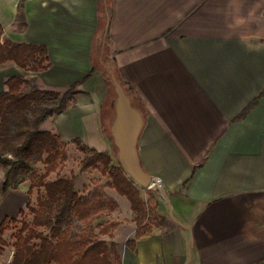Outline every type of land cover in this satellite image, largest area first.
Masks as SVG:
<instances>
[{"label": "crops", "instance_id": "crops-1", "mask_svg": "<svg viewBox=\"0 0 264 264\" xmlns=\"http://www.w3.org/2000/svg\"><path fill=\"white\" fill-rule=\"evenodd\" d=\"M0 26L50 63L0 67V92L14 76L61 91L94 70L41 129L129 175L122 91L135 162L163 188L157 225L121 264H264V0H0ZM3 181L0 167V231L29 203L26 182L3 193Z\"/></svg>", "mask_w": 264, "mask_h": 264}, {"label": "trees", "instance_id": "trees-1", "mask_svg": "<svg viewBox=\"0 0 264 264\" xmlns=\"http://www.w3.org/2000/svg\"><path fill=\"white\" fill-rule=\"evenodd\" d=\"M22 2L17 11V21L24 26ZM2 28L0 26V39ZM13 63L33 73L46 70L50 63L44 45L0 41V67ZM94 70L80 82L61 91L40 90L37 78L10 77L6 89L0 92V167L4 172L2 192L29 181L28 194L37 189L31 224H24L17 234L12 260L9 264H121L114 243L95 239L90 235L94 219L99 220L103 209L112 210L111 202L101 195L81 197L75 190L76 178L47 180L57 172L66 159V144L52 132L43 131L41 123L47 117L61 114L73 107L79 86L89 79ZM113 80V78H112ZM84 155L81 170L95 169L109 178L107 186L124 196L135 214L136 229L126 246L133 250L136 243L158 223L156 202L151 196L146 206L135 187L125 178L121 167H113L106 152H97L73 140ZM11 155L12 158H6ZM44 166L39 175L34 170ZM148 211V213H147ZM73 219L82 222L84 234L77 240L70 236ZM147 220L148 224H144ZM42 228L43 231L37 229ZM100 233L110 234L114 225H100ZM47 231L48 233H45ZM91 236V237H90Z\"/></svg>", "mask_w": 264, "mask_h": 264}, {"label": "rangeland", "instance_id": "rangeland-1", "mask_svg": "<svg viewBox=\"0 0 264 264\" xmlns=\"http://www.w3.org/2000/svg\"><path fill=\"white\" fill-rule=\"evenodd\" d=\"M1 42L3 40L0 39ZM101 44L97 46L98 53L100 52ZM100 57V55H98ZM8 64V63H7ZM104 72L110 81L114 80V71L110 68L111 65L103 66ZM113 78V80H112ZM113 89L115 85H113ZM48 118V117H47ZM43 129V128H42ZM66 156L67 159L61 163L57 172L49 175L47 180L53 181L56 178L70 179L72 176L76 178L75 190L81 197H87L89 194L101 195L106 201H109L113 205L112 210L103 209L101 211V217L99 220L94 219L91 224L90 235L95 239L106 240L107 243H114L116 245L117 252L120 258L124 255L125 250L128 248L126 242L133 238V233L136 229L135 214L131 210L129 201L119 195L115 190L109 188L106 184L109 181L108 176H104L99 170L87 169L81 170L80 163L84 155L80 152L74 144H66ZM6 158L11 159V155H6ZM37 174L44 173V166L37 164L34 167ZM125 178L135 187L138 191L140 198L144 204L148 205L149 197H153L159 191H145L142 187L135 184L126 174ZM30 185L29 181H26ZM37 189L29 195V205L34 208L37 200ZM148 213V211H147ZM33 215L29 208L24 209L23 212L13 221L7 222L0 231V264H9L12 260L15 244L17 241V234L21 231L24 224H31ZM101 225H114V228L110 230V234L100 233ZM144 224H148L147 220ZM84 225L82 222L73 219V224L70 229V236L73 240H77L84 234ZM43 231L42 228L37 229ZM45 233H48L45 231ZM90 236V237H91Z\"/></svg>", "mask_w": 264, "mask_h": 264}, {"label": "water", "instance_id": "water-1", "mask_svg": "<svg viewBox=\"0 0 264 264\" xmlns=\"http://www.w3.org/2000/svg\"><path fill=\"white\" fill-rule=\"evenodd\" d=\"M119 95L122 99L123 107H124V116H125V122H127V125H129V133L127 135L128 142L126 147V155H127V164H128V170L129 175L131 178L140 186V187H146L153 179V177L150 176H144L141 171L139 170L135 158L133 155V139H134V124L133 121L129 115V109H128V103L126 99L124 98V95L122 91L119 89Z\"/></svg>", "mask_w": 264, "mask_h": 264}, {"label": "built area", "instance_id": "built-area-1", "mask_svg": "<svg viewBox=\"0 0 264 264\" xmlns=\"http://www.w3.org/2000/svg\"><path fill=\"white\" fill-rule=\"evenodd\" d=\"M135 184H137L130 175H127ZM138 185V184H137ZM143 188V187H142ZM162 182L158 178H153L152 181L143 189L145 191H161L162 190Z\"/></svg>", "mask_w": 264, "mask_h": 264}]
</instances>
